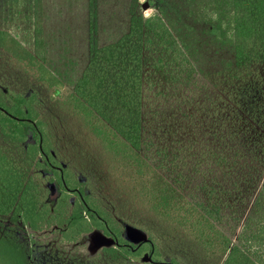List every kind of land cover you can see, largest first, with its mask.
Wrapping results in <instances>:
<instances>
[{"label": "trees", "instance_id": "obj_1", "mask_svg": "<svg viewBox=\"0 0 264 264\" xmlns=\"http://www.w3.org/2000/svg\"><path fill=\"white\" fill-rule=\"evenodd\" d=\"M231 6L222 63L199 69L159 13L132 9L63 96L39 12L33 51L0 29L1 263L33 261L27 227L122 240L127 223L148 240L65 264H264V0Z\"/></svg>", "mask_w": 264, "mask_h": 264}, {"label": "rangeland", "instance_id": "obj_2", "mask_svg": "<svg viewBox=\"0 0 264 264\" xmlns=\"http://www.w3.org/2000/svg\"><path fill=\"white\" fill-rule=\"evenodd\" d=\"M34 1L37 0H0V29L33 51L34 20L39 12L45 63L61 79L60 96L72 92L81 76L89 60L90 42L104 46L118 40L129 29L132 9L144 16L159 13L199 69L222 63L231 53V0H92L93 18L90 0H38L39 9ZM45 21L47 29L43 27ZM70 198L73 201L76 196ZM124 226V235L138 242L133 239L134 229L144 230L127 223ZM27 229L31 241L37 243H32L36 251L29 264H47L51 253H58L61 260L85 258L113 245L112 238L94 228L84 234L85 239L81 235L65 237L55 223ZM142 260L147 261L146 256ZM6 264H17L15 252H11Z\"/></svg>", "mask_w": 264, "mask_h": 264}, {"label": "flooded vegetation", "instance_id": "obj_3", "mask_svg": "<svg viewBox=\"0 0 264 264\" xmlns=\"http://www.w3.org/2000/svg\"><path fill=\"white\" fill-rule=\"evenodd\" d=\"M125 225V224H124ZM135 227V226H134ZM138 228V227H137ZM59 229H61V226H59ZM94 229H96V230H98V231H101L104 235H106V236H108V237H110V238H112V240H113V245L112 246H120V245H126V246H129V245H134V246H136V247H138V246H140L141 245V242H143V241H138V242H133V241H130L125 235H124V231H125V226H124V228H123V231H122V240H119V238L118 237H116L115 235H114V233L111 231V230H108V233H106V231L102 228H94ZM61 235H62V231H61ZM104 248V247H103ZM102 249V248H101ZM100 249V250H101ZM57 254V255H56ZM56 254H52L51 253V255H49V257H48V259H47V264H65V262H66V260L65 259H63V257H62V259L63 260H61L59 257V255H58V253H56ZM81 256V255H80ZM144 256H146V255H144ZM83 257V256H82ZM84 258V257H83ZM60 261V262H59Z\"/></svg>", "mask_w": 264, "mask_h": 264}, {"label": "water", "instance_id": "obj_4", "mask_svg": "<svg viewBox=\"0 0 264 264\" xmlns=\"http://www.w3.org/2000/svg\"><path fill=\"white\" fill-rule=\"evenodd\" d=\"M136 232V236H134V240H138V241H147L148 240V236L144 231H139V230H135ZM146 260H149V257L146 256Z\"/></svg>", "mask_w": 264, "mask_h": 264}, {"label": "crops", "instance_id": "obj_5", "mask_svg": "<svg viewBox=\"0 0 264 264\" xmlns=\"http://www.w3.org/2000/svg\"><path fill=\"white\" fill-rule=\"evenodd\" d=\"M58 18H59V15H58ZM45 20H46V16H45ZM47 21V20H46ZM46 21L44 22V24H43V27H44V29H47L46 28ZM56 23V22H55ZM54 24V23H53ZM58 24H55V27L57 26ZM58 27V26H57Z\"/></svg>", "mask_w": 264, "mask_h": 264}]
</instances>
